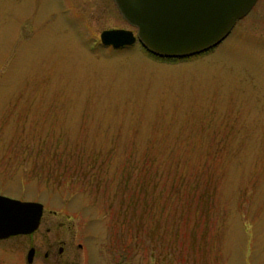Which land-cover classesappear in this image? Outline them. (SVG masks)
I'll use <instances>...</instances> for the list:
<instances>
[{"label": "rangeland", "instance_id": "obj_1", "mask_svg": "<svg viewBox=\"0 0 264 264\" xmlns=\"http://www.w3.org/2000/svg\"><path fill=\"white\" fill-rule=\"evenodd\" d=\"M118 26L0 0V195L56 211L81 264H264V0L185 57L101 44Z\"/></svg>", "mask_w": 264, "mask_h": 264}, {"label": "water", "instance_id": "obj_2", "mask_svg": "<svg viewBox=\"0 0 264 264\" xmlns=\"http://www.w3.org/2000/svg\"><path fill=\"white\" fill-rule=\"evenodd\" d=\"M135 28L104 29L100 42L115 48L139 41L154 55L179 58L206 51L230 32L256 0H113ZM42 203L0 195V239L34 231Z\"/></svg>", "mask_w": 264, "mask_h": 264}, {"label": "flooded vegetation", "instance_id": "obj_3", "mask_svg": "<svg viewBox=\"0 0 264 264\" xmlns=\"http://www.w3.org/2000/svg\"><path fill=\"white\" fill-rule=\"evenodd\" d=\"M110 1L113 8L118 11L114 1ZM256 2L244 16L253 10ZM112 28L124 27L103 28L99 32V39L101 31ZM131 30L135 31L134 28H131ZM108 46L115 48L111 45ZM126 46L130 45L118 48ZM142 48L149 52L145 47L142 46ZM17 199L36 201L25 198ZM45 209L46 207L42 203V214L39 224L33 232L11 235L0 239V264H81L78 261L79 254L87 251V244L79 239L80 236L76 232L64 226V222L58 218L56 211L47 214ZM39 229L41 231L36 235ZM116 264H120L119 259Z\"/></svg>", "mask_w": 264, "mask_h": 264}]
</instances>
